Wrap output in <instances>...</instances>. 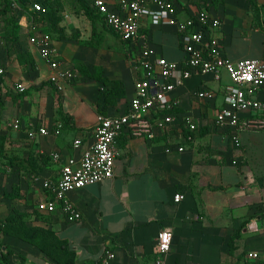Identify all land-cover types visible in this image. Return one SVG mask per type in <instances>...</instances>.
Returning <instances> with one entry per match:
<instances>
[{"label": "crops", "instance_id": "crops-1", "mask_svg": "<svg viewBox=\"0 0 264 264\" xmlns=\"http://www.w3.org/2000/svg\"><path fill=\"white\" fill-rule=\"evenodd\" d=\"M52 1L54 15L36 31L48 36L75 80L62 83L61 90L50 82V64L29 41L34 32L28 14L20 15L19 42L10 53L0 55L6 70L0 76V134L7 138L14 163L0 175V264H98L107 250L116 254L113 264H264L248 259L250 252L264 255V131L217 125L216 111L224 107L232 86L224 70L221 80L213 74H194L170 94L178 102L172 132L154 126L149 139L135 137L127 128L117 137L120 155L114 177L70 195L82 214L80 222H68L59 210L50 215L37 211V204L49 197L42 182L54 180L62 163L80 159L94 143L99 114L129 111L134 83L141 75L133 62L137 46L122 43L105 26L99 27L105 34L101 40L92 41L94 25L82 6L92 0ZM106 1L114 7L118 0ZM171 1L180 20L202 11L221 20L214 34L231 62L264 56V0ZM143 22L142 30L158 57L186 61L175 27L153 28L148 20ZM95 68H101L104 78L122 84L124 96L116 106H107L102 92L111 87L96 78ZM17 85L26 91H17ZM205 90L214 94L213 99L197 98V92ZM255 97L264 100V92ZM166 113L154 111L152 116L159 119ZM185 115L194 119L196 133L181 125ZM248 118L250 113L243 114V121ZM17 120L22 124L19 131L11 127ZM58 124L63 126L57 137L38 136L34 141L27 137L33 126ZM77 139L83 142L81 149L74 146ZM167 146L171 152H166ZM180 146L183 152L177 150ZM55 152L61 154L60 163L52 158ZM177 193L185 195L181 203L174 201ZM5 195L10 199L3 200ZM26 210L41 215L25 222L27 237L32 229L51 234L36 233L31 241L6 233L10 215ZM169 228L174 233L172 248L161 256L158 237Z\"/></svg>", "mask_w": 264, "mask_h": 264}, {"label": "built area", "instance_id": "built-area-1", "mask_svg": "<svg viewBox=\"0 0 264 264\" xmlns=\"http://www.w3.org/2000/svg\"><path fill=\"white\" fill-rule=\"evenodd\" d=\"M12 1L17 9V4ZM92 3L108 29L115 32L123 42L138 47V54L133 62L141 75L134 83V96L130 100L129 111L118 116L99 114L94 129V143L88 146L80 159L69 158L62 163L54 180L46 179L42 182L49 197L37 204V211L42 215H50L59 210L70 223L80 222L82 219V214L70 200V195L114 177L115 163L120 155L116 139L125 129L128 128L135 137L150 139L153 137L154 126L168 132L176 128L174 114L178 102L171 100L170 94L194 74H213L216 80H221L222 71L228 73L232 86L225 95L224 107L216 111L215 116L220 128H252L264 131V100L255 97L259 91L264 92V56L261 59H243L238 63L227 59L223 54L221 41L214 34L222 26L221 20L211 18L203 11L186 20H180L177 5L171 0H118L114 7L106 0H92ZM32 10L44 13L46 11L38 3L32 5ZM144 20H148L153 28L171 26L177 29L186 54L184 63L169 61L156 55L150 47L149 36L142 30ZM34 24H30L34 35L29 41L50 64V82L61 90V84L74 81L76 74L61 63L48 36L39 34ZM5 72L0 63V76L5 75ZM16 90L22 93L26 88L17 85ZM213 97L211 91L197 92V98L201 100H211ZM166 110L168 113L162 118L154 119L152 116L154 111ZM246 112L251 114V118L243 121L242 116ZM180 121L183 127L193 133L197 132L198 126L191 116L185 115ZM62 126L36 125L27 131V137L30 141L36 140L38 136L57 137ZM11 127L19 131L22 124L17 120ZM191 138L190 135L187 136L188 140H192ZM235 141L240 144L238 138ZM74 146L81 149L83 142L77 139ZM177 150L183 152L185 149L180 146ZM171 151L172 147L167 146L166 152ZM52 158L59 163L62 159L59 152L53 153ZM184 200L185 195L182 193H177L174 197L176 203ZM173 240L174 233L170 228L159 234L158 249L161 256L170 253ZM115 258V252L107 250L98 264H113ZM248 259L264 263V255L259 252H250Z\"/></svg>", "mask_w": 264, "mask_h": 264}, {"label": "trees", "instance_id": "trees-1", "mask_svg": "<svg viewBox=\"0 0 264 264\" xmlns=\"http://www.w3.org/2000/svg\"><path fill=\"white\" fill-rule=\"evenodd\" d=\"M8 2H10L11 4H13L12 0H7ZM16 4H18L20 2V5L23 9V13H27L28 16H30L31 20L34 21L33 23H35V25H39L40 23H42L43 21H45V19H51L50 16L54 15V12L52 10L51 6V2L52 0H14ZM34 1V3H33ZM81 2L84 0H80ZM226 0H216L217 3L220 2H225ZM30 3V6H27V8H25V5H28ZM35 3L40 4L45 11L44 12H40V11H32L31 7L32 5H34ZM83 5V10L86 14V16L88 17V19L91 21V23L94 25V32H93V38L92 41L97 37V35L100 33L101 31L99 29V25L97 24V20H100L103 25L106 27V24L104 23L102 17L97 13V10L93 7V3L87 4L84 2ZM24 5V6H23ZM57 23V20L55 21V25ZM110 30V29H109ZM109 32L113 33L122 43H126L125 41L123 42L122 39L112 30H110ZM96 69V78H99V80H101V82L105 85H109L111 88L109 90L108 93H104L102 92V94L104 95V99L105 102H107V106H116L117 105V101L119 99L123 98V93H124V89L122 88V84L119 81H110L109 79H106L103 77V71L101 70V68H95ZM6 141L7 138L5 136H3L2 134H0V151H6ZM2 156V154L0 155V157ZM1 159V158H0ZM9 164L10 166L14 165V163L12 162V160H9ZM41 217L40 214H37L36 217ZM28 221L27 216H25V214L22 213H18L16 212L13 215H10L8 221L5 224V229L4 231L6 233H14V234H18L21 237H23L24 239H30L31 241H33L34 236L36 235V233L39 234H46L49 235L51 233H47V232H43L42 230L36 231L35 229L32 230H27L28 232H31V238L27 237L26 235V229H25V222ZM21 231L23 233H21ZM33 236V237H32ZM232 249H234V247H231ZM231 249V250H232Z\"/></svg>", "mask_w": 264, "mask_h": 264}, {"label": "rangeland", "instance_id": "rangeland-1", "mask_svg": "<svg viewBox=\"0 0 264 264\" xmlns=\"http://www.w3.org/2000/svg\"><path fill=\"white\" fill-rule=\"evenodd\" d=\"M192 1H199V2L204 1V3H206V2H209L210 0H181V2L186 3V4ZM50 4H51L50 7L52 8L53 12H55L54 11L55 9L53 8L55 4L53 3V1ZM83 5H86V4L82 3V6ZM17 6H18V9H16L14 5L8 2L7 0H0V55L2 54L6 55V53H10L12 49L16 46L17 42H19V39L21 37L20 33H18L19 29H21V27L18 26L19 21L21 19L20 15H27V13H23V9L20 5V2L17 4ZM27 6H30V3L28 5H25V8H27ZM51 17L52 16H50V18ZM96 22L99 25L101 30L105 29L103 23L100 20H97ZM36 26L40 28L41 25H36ZM102 34L104 33L101 31V34L99 33L97 37L94 39V41H100L101 40L100 36ZM110 40L112 42L117 41L116 39L115 40L110 39ZM118 101H117V104L119 103ZM1 154L2 156L0 157L1 158L0 159V175L4 174L3 171L7 170L8 167H10L9 160L11 159L7 148H6V151L5 150L0 151V155ZM2 199L8 200L10 198H9V195H5V197H3ZM24 214L25 216H27L28 220L32 219L33 216H36L28 212L27 210L26 212H24Z\"/></svg>", "mask_w": 264, "mask_h": 264}]
</instances>
